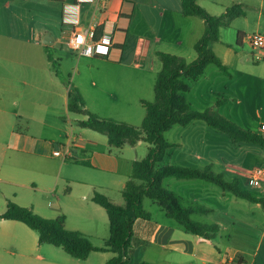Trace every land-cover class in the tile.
Returning a JSON list of instances; mask_svg holds the SVG:
<instances>
[{
  "label": "crops",
  "instance_id": "obj_1",
  "mask_svg": "<svg viewBox=\"0 0 264 264\" xmlns=\"http://www.w3.org/2000/svg\"><path fill=\"white\" fill-rule=\"evenodd\" d=\"M205 2L199 0L198 4L212 16L216 15L214 13L221 16L235 5L242 10L250 7L256 17L257 30L264 25V0L257 3L211 0L210 8ZM246 18L244 12L230 27L222 28L220 41L211 44V49L224 43L226 29L234 28L240 19ZM205 28L203 19L184 15L183 0H0V215L11 201L32 208L39 216L43 213H53L57 218L65 216L66 224L69 214L73 213L79 221L74 231L84 229L100 239L104 237L102 233L109 230L110 236L107 212L92 201L93 195L99 192L123 204L122 192L131 177L133 164L147 155L142 158L138 153L144 141L135 146L114 148L106 136L81 128L79 121L87 117L70 108L69 81L65 76L76 82L75 87L89 111L124 123L141 121L145 110L142 102L146 97L128 89L138 88L139 84L142 87L146 81L149 87L154 85L155 88L162 70L158 53L170 54L167 49H175L179 52L171 55L181 58L185 57L181 53L192 50L196 53L194 47ZM88 29H94L97 37L113 35L114 47L109 56H70L74 53L69 47L73 32ZM236 33L237 36L243 33V44L248 37L244 26ZM46 35L52 37L51 45L43 43ZM260 54L264 61V51ZM58 61L60 70L56 67ZM255 68H259L261 74L257 76L252 71L239 74L249 82L236 90L238 93L244 90L242 97L253 100L258 106L245 102L238 118L240 122H237L251 132L262 134L264 65ZM232 76L230 72L226 77ZM241 102L239 98L238 103ZM71 114L83 117L75 120L77 126L64 119H69ZM240 146L232 143L236 159L231 162L206 155L205 151L203 154L192 151L188 155L190 162L183 155L177 157V162L175 159L169 162L195 169L211 164L227 181L237 179L241 183L245 180L248 191L254 194L256 190L255 195L264 198V180L259 187L250 186L249 179L242 174L247 169L243 164H233L240 161ZM148 147L147 144V152ZM58 148L63 154L69 151V155L53 156ZM170 150L167 156L171 157ZM243 150L246 154L251 151L250 154L261 161V166L257 167L264 169L262 147ZM166 182L168 188L164 186ZM192 185L199 186L200 191H185ZM75 186H78L76 192ZM163 187L178 194L185 207L207 209V213H194L191 218L199 215V221L193 220L205 225L216 224L220 230L214 239L192 234L153 201L158 209L149 210L144 206L150 219H138L134 224L128 264H264L262 204L239 199L202 180L167 178ZM43 246L39 244L38 234L24 223L0 219V264L2 253L16 256L23 263L35 259L38 264H48L47 257L43 256V251L47 250ZM110 253L93 252L83 262L93 254L106 257ZM225 254L232 260L228 261Z\"/></svg>",
  "mask_w": 264,
  "mask_h": 264
},
{
  "label": "trees",
  "instance_id": "obj_2",
  "mask_svg": "<svg viewBox=\"0 0 264 264\" xmlns=\"http://www.w3.org/2000/svg\"><path fill=\"white\" fill-rule=\"evenodd\" d=\"M198 1L183 0L186 17H198L205 21V32L194 47L197 59L187 62L175 55L158 53L162 70L155 84L154 101L142 102L146 115L140 127L112 118H103L89 111L79 89L67 82L70 108L75 113L87 117L86 120L79 121L78 125L81 128L106 136L109 145L114 148L135 146L140 141L149 145L146 157L133 164L131 177L122 192L123 204H117L99 192L93 195L92 201L104 208L109 218L110 236L104 245L97 247L84 233L68 230L65 216L46 219L36 214L32 208L22 207L11 201L7 210L0 215V219L24 223L38 234L40 245L49 244L61 248L73 258L86 260L93 252H112L115 256L106 264H128L134 224L138 219L151 217L144 209L145 199L157 202L168 217L192 234L214 239L220 230L216 224L205 225L194 221L191 218L192 214L207 213V209L199 206L185 207L178 194L163 187V181L167 178L209 182L239 199L262 204L264 207V198L245 189L237 179L227 181L223 174L214 171L211 164L199 169L161 165L168 151L179 146L166 141L164 133L173 126L187 127L196 121H202L208 127L228 135L233 144H250L264 149V133L251 132L212 109L194 111L183 96L190 90L188 81L199 80L210 65H215L226 76H230L228 67L211 49V44L220 41L222 28L230 27L235 19L244 15L242 8L235 5L221 16H212L198 4ZM237 37V43L241 44L243 33H238ZM85 165L89 166V163Z\"/></svg>",
  "mask_w": 264,
  "mask_h": 264
},
{
  "label": "rangeland",
  "instance_id": "obj_3",
  "mask_svg": "<svg viewBox=\"0 0 264 264\" xmlns=\"http://www.w3.org/2000/svg\"><path fill=\"white\" fill-rule=\"evenodd\" d=\"M210 1L211 0H206L205 5L209 6ZM252 1L253 3H257V0H250L251 3ZM248 8L250 7L243 9L245 10L244 12L247 13L248 18L240 19L239 22L236 23L234 28L226 29L224 31V36H223L224 43L220 42L219 44L214 45L212 49L216 54L218 53L220 55L219 56L217 54L220 57V59L223 61V63L228 67L229 72H231L233 76L231 78H228L229 76L226 77V75H224V73H222L215 65H210L206 69L204 75L199 80L188 81V84L190 85V90L183 94L184 98L186 99L187 103L189 104L192 110L204 111L207 109H212L213 111L223 115L224 117L237 123L240 126H242L241 124L243 123H239L240 121L238 118L240 117V113H241L240 111L245 106V102L249 104L251 103L250 105L254 107H257L258 105L253 103V100H246L243 98L244 96L242 95V92H244V90L239 92L241 96L238 95L239 90H236V88L237 87L243 88V86L246 85L247 82H249L247 78L241 79V76H239V74L248 73V71H252L255 75L258 76L261 74V70L255 67L257 66L263 67L264 65L262 55L260 54L261 50L253 49L248 40H245L243 44L236 43V36H237L236 32L238 29H240L243 26L246 30V35L248 37L256 33L264 34V25L261 27V29L257 30L258 27L256 25V17L254 15V11ZM214 14H216L215 16H219V13H214ZM167 51L170 54L174 52H179L175 49H167ZM177 54L179 53H176V55ZM181 54H183L182 56H185L184 58H186L188 62H192L197 58V55L194 52V50H192V52H184ZM70 56H73L74 58L79 57L75 53H70ZM59 64L61 66L60 61H58V64H56L57 70H60L59 69L60 67L58 66ZM159 65L161 66L160 62ZM82 66H84L83 60H82ZM65 79H67L72 85L75 86L76 82L74 83L73 80L71 81L70 79H68L67 76H65ZM139 86L140 84L137 86L138 88H132L128 90L139 91L140 93H142L143 96L146 97L145 100H147L148 102L154 101L155 98L154 85H151L149 87V83L146 81L142 87ZM225 87H227V89ZM239 98H242L241 103H238ZM142 114L143 115L141 121L133 120L127 124L140 127L145 117V110H143ZM81 118L83 117L75 116L74 114H71V116H69V119L67 117H65L64 119L67 122H69L70 120L73 126H77V122H75V120ZM164 138L166 141L176 145L178 144L179 146L172 148L170 150L172 156L171 157L167 156L164 162L161 164L162 166L175 165L177 162V157L180 155H183L182 157L185 158L188 162H190V158L188 157V155L192 154V151H202V154L205 151L206 155L219 156L221 159L229 162H231L233 159H236L235 153H233L231 150L233 143L231 138L228 135L218 130L208 127L202 121L193 122L190 126L187 127H182L178 125L173 126L169 131L164 133ZM240 145L241 146L238 149L239 151L238 158L240 159V161L239 163H236V161H234L233 164L237 166L243 164L244 168H246L247 170H244L242 174L247 179H249V177L252 174H254V171L261 166L260 165L261 161L260 160L257 161L256 157L253 154H250L251 151H249V153L246 154L244 153L243 149L249 147L250 149L256 150V149H260V147L250 144H240ZM138 149H139L138 153L143 158L147 154V143L143 142L142 146L139 147ZM171 159H175L176 162L174 163L169 162L171 161ZM201 166H204V164ZM191 182L197 183V185H205L206 187H215L200 181H191ZM167 184L168 182L164 184L165 188H168ZM241 185H243V187L245 188L248 187L245 180L241 181ZM193 186L194 185L187 186L185 188V191L191 192V189H193L195 192L198 193L200 191V187L199 186L193 187ZM77 189L78 186H75L74 191L76 192ZM64 192L65 193L67 192L65 187H64ZM253 192L254 194H256L257 191L255 190ZM144 206L146 209L149 210L158 209L157 204L154 205L153 201L149 199H145ZM43 214L44 215H40V216L42 217L44 216V218H49V219L57 218L56 217L57 215L53 213H43ZM193 219L199 221L201 219V216L196 215L193 217ZM78 224H79L78 217H76V215H74L73 213H70L69 221L66 224V228L68 230H74L73 228H77L76 226H78ZM80 232L90 237L92 243L97 247L103 246L105 240L109 238V230H107L106 233H102L104 237L100 239L92 237L91 235L86 233V230L84 229H82V231ZM43 245H44L43 249L47 250L45 252L43 251V256L47 257L48 264H105L110 258L114 256L113 253H110L106 257H103L100 254H93L91 255V257L87 262H83V260H79L71 257L70 255L65 253L61 248H56L49 244H43ZM1 256H2L1 257L2 264H38V262L35 259L30 260V262L28 263H23V261L20 258L16 256L13 257L7 253H2Z\"/></svg>",
  "mask_w": 264,
  "mask_h": 264
},
{
  "label": "built area",
  "instance_id": "obj_4",
  "mask_svg": "<svg viewBox=\"0 0 264 264\" xmlns=\"http://www.w3.org/2000/svg\"><path fill=\"white\" fill-rule=\"evenodd\" d=\"M247 40L255 50L264 51V34L256 33L247 37ZM70 49L79 57H107L114 47V38L112 34H103L97 37L94 29L86 31H75L69 40ZM69 155V151L62 153L60 148L53 152V156L60 157ZM264 180V169L257 168L249 177L248 184L252 187H259ZM229 261L232 257L229 254L224 255Z\"/></svg>",
  "mask_w": 264,
  "mask_h": 264
},
{
  "label": "water",
  "instance_id": "obj_5",
  "mask_svg": "<svg viewBox=\"0 0 264 264\" xmlns=\"http://www.w3.org/2000/svg\"><path fill=\"white\" fill-rule=\"evenodd\" d=\"M49 39H52V37L50 35H46L44 37L43 43L46 44V45H51V42L49 41Z\"/></svg>",
  "mask_w": 264,
  "mask_h": 264
}]
</instances>
